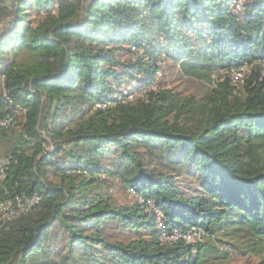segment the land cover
<instances>
[{"label": "trees", "instance_id": "16d2710c", "mask_svg": "<svg viewBox=\"0 0 264 264\" xmlns=\"http://www.w3.org/2000/svg\"><path fill=\"white\" fill-rule=\"evenodd\" d=\"M232 1L0 0L4 188L41 197L0 223V264H203L200 238L158 241L154 209L166 231L264 244V0ZM162 56L226 75L202 95L158 84L124 101ZM251 63L235 94L231 71ZM115 179L142 201L114 205Z\"/></svg>", "mask_w": 264, "mask_h": 264}, {"label": "rangeland", "instance_id": "374dc122", "mask_svg": "<svg viewBox=\"0 0 264 264\" xmlns=\"http://www.w3.org/2000/svg\"><path fill=\"white\" fill-rule=\"evenodd\" d=\"M9 1L10 0H7L4 6L9 7ZM236 3V0L232 1L229 4V8H231L233 11L239 10L237 5L238 3ZM135 52L138 54L141 53L139 51ZM164 59L165 58L162 56L158 61L157 66L159 67L160 71L157 73L154 83L141 90H128L130 94L127 95L125 101H133L144 97L145 91L157 89L158 84L164 87V89L172 90L174 93L180 94L182 97L202 95L206 92V89L209 90L210 88L214 87L226 75V71L215 70L212 72L211 79L209 81L204 78L196 79L187 75H181L177 68L173 69L169 62L165 61ZM256 65L257 63L243 64L239 69L232 70L231 74L229 73L231 85L234 88L235 94L241 93L242 86L240 85L243 84V80L249 75L250 71L256 67ZM260 68L261 77L264 79V62ZM238 76L242 77V79ZM125 91L126 88H120V92L122 94L125 93ZM120 97L121 96L117 93L113 95V98L117 100H121ZM21 115L17 114V117H19L16 122L21 119ZM50 147L51 146L46 148V151H51L52 148ZM3 151L4 148H2V144L0 142V157L3 154ZM111 186L112 188H110L109 193L113 197V203L116 206L126 207L133 205L135 201H142V199L138 196H134V199L130 198L118 179H115L113 183H111ZM104 187L106 186L104 185ZM131 193L132 192L129 191L130 195ZM149 203L152 205L151 201H149ZM230 231V229H227V232L223 231L217 233L215 235L216 239H214V241L207 240L202 236V234H199V242L204 244V250L202 251L204 256L202 258L203 261H201L203 264H264V244L258 243L252 237H246V235L243 233L235 235L230 233ZM129 238L130 237H124L122 239L127 241Z\"/></svg>", "mask_w": 264, "mask_h": 264}, {"label": "built area", "instance_id": "2783aa9c", "mask_svg": "<svg viewBox=\"0 0 264 264\" xmlns=\"http://www.w3.org/2000/svg\"><path fill=\"white\" fill-rule=\"evenodd\" d=\"M10 163H11L10 158L0 157V223L1 224L12 222L24 214L30 213L41 200V197L38 194H33L30 197L14 196L12 198H7V192L5 191L4 183L6 180V172ZM131 196L134 197L135 194L132 192ZM146 205L148 209H154L153 204L150 205V203L147 202ZM154 215L156 216V229L160 231L158 236V241L161 244L164 245L171 244L179 239L184 241L186 244H194L195 240L198 239L200 236L199 232L194 228H191L184 233H180L177 230L166 231L165 226L163 224L162 214L158 210L154 209ZM195 253L196 250L192 248L190 254L194 256Z\"/></svg>", "mask_w": 264, "mask_h": 264}, {"label": "bare ground", "instance_id": "6f19581e", "mask_svg": "<svg viewBox=\"0 0 264 264\" xmlns=\"http://www.w3.org/2000/svg\"><path fill=\"white\" fill-rule=\"evenodd\" d=\"M237 1V5H238V7L240 6V4L242 3V0H236ZM239 78H241L242 79V77H240V76H238ZM233 79V78H232ZM128 95V94H127ZM122 97V96H121ZM120 97V98H121ZM127 97V96H126ZM134 99V98H133ZM132 99V100H133ZM125 101V100H124ZM124 101H122V102H124ZM10 122V119L9 118H7L5 121H3V122H0V126H3V125H6V124H8Z\"/></svg>", "mask_w": 264, "mask_h": 264}]
</instances>
